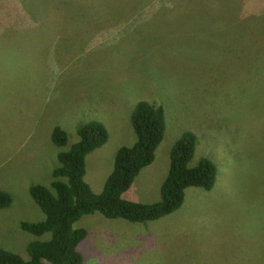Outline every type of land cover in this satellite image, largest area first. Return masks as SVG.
I'll list each match as a JSON object with an SVG mask.
<instances>
[{
  "label": "rangeland",
  "instance_id": "1",
  "mask_svg": "<svg viewBox=\"0 0 264 264\" xmlns=\"http://www.w3.org/2000/svg\"><path fill=\"white\" fill-rule=\"evenodd\" d=\"M147 1L0 0V190L11 196L0 208V247L28 259L30 241L50 239L19 223L44 219L29 187L49 186L78 126L97 120L108 131L86 156L85 180L98 193L118 148L136 141L133 108L151 99L164 103L166 128L191 125L188 165L210 159L216 181L210 190L187 187L181 206L155 220L82 217L73 226L88 231L84 264H264V76L252 73L264 54V0H238L237 10L221 0L141 7ZM57 125L68 137L63 147L51 141ZM184 130L172 138L165 129L124 199L159 200Z\"/></svg>",
  "mask_w": 264,
  "mask_h": 264
},
{
  "label": "trees",
  "instance_id": "2",
  "mask_svg": "<svg viewBox=\"0 0 264 264\" xmlns=\"http://www.w3.org/2000/svg\"><path fill=\"white\" fill-rule=\"evenodd\" d=\"M83 3L88 7L91 0H81V6ZM141 7L159 5L148 0ZM215 17L219 19L218 16ZM238 28V32L246 29ZM236 37L239 38L236 42L241 43L242 38ZM258 57L260 61L256 63L252 73L264 76V54ZM236 87L234 85L232 88ZM225 102L228 104L227 100L221 98V104L225 105ZM213 113L221 115L216 109ZM131 119L136 141L132 146L118 148L112 171L107 176L102 191L98 193L85 180L86 156L105 144L108 132L104 124L97 120L78 126V140L68 150L57 154L59 165L51 171L54 179L49 186L33 184L29 187V194L43 212L44 219L19 223L23 231L35 236L51 233L50 239L30 241L26 245L28 259L0 247V264H43L44 261L49 264H84V254L79 247L88 231L84 227L73 226L82 217L98 212L106 218L142 223L164 217L178 209L184 200L185 188L194 186L210 190L213 187L217 175V167L213 161L201 157L196 165H188L197 143V136L189 130L171 148L168 172L160 185L159 200L146 204L124 199L122 194L130 188L139 171L152 162L166 127L163 106L147 100L136 103ZM67 140L65 130L58 125L54 126L51 132L52 143L63 147ZM10 203L11 196L0 190V208Z\"/></svg>",
  "mask_w": 264,
  "mask_h": 264
},
{
  "label": "clouds",
  "instance_id": "3",
  "mask_svg": "<svg viewBox=\"0 0 264 264\" xmlns=\"http://www.w3.org/2000/svg\"><path fill=\"white\" fill-rule=\"evenodd\" d=\"M92 1V0H91ZM113 5V3H109L108 4V7L110 8L111 6ZM160 8H161V6H159ZM161 9H166L167 10V8H161ZM205 9H218V8H212V7H210V8H205ZM204 9V10H205ZM171 11H177V10H175V9H173V10H171ZM94 18V17H93ZM95 19V18H94ZM96 19H95V23H96ZM231 39V38H230ZM75 41V40H74ZM70 47H72V46H70ZM69 46H67V47H62V49H67V48H70ZM152 103H155V102H153L151 99H149ZM149 101V102H150ZM161 104H163L164 105V103L163 102H161ZM173 123V122H172ZM172 123H169L168 124V126H167V128L165 127L164 128V132H165V129H166V135H167V137H172V138H174L175 136H176V134H177V132H179V131H181V129H185L184 131H182L181 133H180V135H179V137L184 133V132H186V131H189L190 130V128H191V125L190 124H188V123H185L183 126H180V127H178V128H176V126H175V124H172ZM133 128V127H132ZM187 129H189V130H187ZM108 132V131H107ZM164 132H163V135H164ZM178 137V138H179ZM177 138V139H178ZM162 139H163V136H162ZM176 139V140H177ZM176 140L174 141V143L176 142ZM161 142V141H160ZM106 143V142H105ZM174 143H173V145H174ZM160 144V143H159ZM173 145H172V147H173ZM158 147V146H157ZM171 147V148H172ZM196 149V148H195ZM170 152H171V149H170ZM170 152H169V158H170ZM195 153V152H194ZM154 157H155V153H154ZM153 160H154V158H153ZM152 160V161H153ZM149 165V164H148ZM144 168V167H143ZM142 168V169H143ZM141 169V170H142ZM140 170V171H141ZM140 171H139V173H140ZM138 173V174H139ZM137 174V175H138ZM95 176L98 178V173L96 172V174H95ZM137 177V176H136ZM135 177V178H136ZM135 178H134V180H135ZM134 180H133V182H134ZM132 182V183H133ZM132 185V184H131ZM130 185V186H131ZM186 189V188H185ZM185 194V193H184Z\"/></svg>",
  "mask_w": 264,
  "mask_h": 264
},
{
  "label": "crops",
  "instance_id": "4",
  "mask_svg": "<svg viewBox=\"0 0 264 264\" xmlns=\"http://www.w3.org/2000/svg\"><path fill=\"white\" fill-rule=\"evenodd\" d=\"M238 0H221L222 8L225 9H236L237 10ZM231 39H229L230 41ZM226 42V40H223Z\"/></svg>",
  "mask_w": 264,
  "mask_h": 264
}]
</instances>
